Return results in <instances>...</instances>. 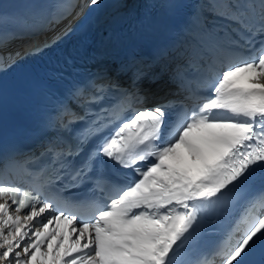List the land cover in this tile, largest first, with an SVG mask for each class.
Wrapping results in <instances>:
<instances>
[{
    "label": "snow or ice",
    "instance_id": "6c2138e0",
    "mask_svg": "<svg viewBox=\"0 0 264 264\" xmlns=\"http://www.w3.org/2000/svg\"><path fill=\"white\" fill-rule=\"evenodd\" d=\"M89 3L98 6L101 0ZM213 14L230 27L205 23L191 52L211 95L192 92L191 106L175 123L168 122L172 102L137 109L138 92L123 91L74 141L46 147L41 155L50 156L51 173L44 184L34 185L36 196H46L43 203L9 179L19 170L32 175L35 158L0 152V264H46L49 255L50 264H216V258L220 264H249L257 250L264 255V189L251 197L244 216L214 252L198 258L181 252L195 245L203 213L228 207L225 197L238 186L236 196H243L242 186L256 168L264 170V0H222ZM144 78L142 69L134 71V84ZM87 88L95 89L91 103H97L105 88L118 85L91 81ZM69 123L61 126L71 137ZM141 161L148 164L137 167ZM121 169L136 174L123 187L113 183V170ZM86 181L107 202L80 198L92 210L85 219L58 204L61 188ZM61 224L70 231L61 232ZM45 244L51 252L41 251Z\"/></svg>",
    "mask_w": 264,
    "mask_h": 264
},
{
    "label": "bare ground",
    "instance_id": "6f19581e",
    "mask_svg": "<svg viewBox=\"0 0 264 264\" xmlns=\"http://www.w3.org/2000/svg\"><path fill=\"white\" fill-rule=\"evenodd\" d=\"M219 3H222V0H197L194 3V6L191 10V13H192L191 20H192L193 25L202 24V23L213 24L215 22L217 25H223L224 26V21L216 18L213 14L214 11L216 10V5ZM88 4H90V3H88ZM115 4H122V2L119 0H112V5L110 6V8ZM93 6L95 8L98 7L97 5H93ZM84 10L85 9H83V11ZM83 11H82V13H80L79 15L76 16L77 19H84L85 18V16H83ZM111 11H114V10H111ZM71 18H72V16H71ZM214 19H217V21H215ZM189 30H191V27H189ZM217 30H219V29H217ZM16 49H17L16 45H11L8 47V49L1 52V55L4 58L8 53L11 54ZM24 73H26V74H22L20 76L21 82L19 84V86H20L19 90L16 88V85H18V83L16 82L14 84L9 85L8 87H6L1 92L0 103L5 106L4 107L5 109H8L11 106L12 99L14 98V96L16 94L19 95V94L28 93L30 88L35 84H38L37 86L41 85V87H43V88H50V87L42 85L40 83V79L37 76H35L34 74H29L30 73L29 71L26 70ZM237 79L239 80V82L243 83L244 74H240V76ZM141 83H143V84H142V89H140L141 90L140 92H142L145 95H151L154 93L156 95H163L167 92L165 88H162V87L156 88L154 86V84H151L145 80H143ZM36 226L39 227V225H36ZM51 243L56 244L57 241L53 240V241H51ZM65 246H67V242L65 243ZM45 250H49L47 248V244L43 245L41 248V251H45ZM49 251L51 252V250H49ZM61 251H63V248L61 249ZM37 257L39 258V254H37ZM50 262H51V255H49V257L46 261V264H50ZM33 264H35V262H33Z\"/></svg>",
    "mask_w": 264,
    "mask_h": 264
},
{
    "label": "rangeland",
    "instance_id": "374dc122",
    "mask_svg": "<svg viewBox=\"0 0 264 264\" xmlns=\"http://www.w3.org/2000/svg\"><path fill=\"white\" fill-rule=\"evenodd\" d=\"M119 1H121V2H125L126 0H119ZM111 9H113V7H112Z\"/></svg>",
    "mask_w": 264,
    "mask_h": 264
}]
</instances>
